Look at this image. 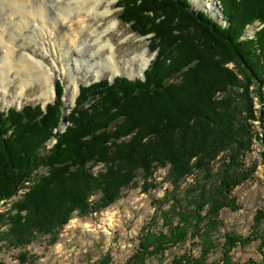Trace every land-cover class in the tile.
<instances>
[{
    "label": "trees",
    "instance_id": "1",
    "mask_svg": "<svg viewBox=\"0 0 264 264\" xmlns=\"http://www.w3.org/2000/svg\"><path fill=\"white\" fill-rule=\"evenodd\" d=\"M219 1L224 25L189 0H118L120 22L141 37L152 35L149 49L157 55L144 80L81 85L64 132L60 81L56 102L45 109L29 104L0 112V254L18 251L19 264L30 263L27 249L39 238L57 244L75 215L106 211L139 176L148 182L163 169L177 188L197 172L206 183L183 197L156 199V214L124 264L162 260L191 237L201 242V255H176L171 264H236L233 249L254 243L264 256L262 209L250 235L227 233L222 258L209 260L217 247L213 234L224 225L221 212L240 209L233 191L254 172L242 159L258 138L255 99L264 100V27L242 39L253 22L264 24V0ZM2 203L10 206L2 210ZM113 261L107 253L92 264Z\"/></svg>",
    "mask_w": 264,
    "mask_h": 264
},
{
    "label": "rangeland",
    "instance_id": "2",
    "mask_svg": "<svg viewBox=\"0 0 264 264\" xmlns=\"http://www.w3.org/2000/svg\"><path fill=\"white\" fill-rule=\"evenodd\" d=\"M37 2L39 0H36ZM64 0H60L63 2ZM194 10L206 12L211 18L219 21L221 24H226L225 20H222L223 9L219 0H200V2L213 3L217 2L220 7V14L218 17L212 16L210 11H207L203 7H198L197 3H193L189 0ZM118 0H105L104 8L112 3L113 16L108 20L102 22L92 20L90 26L91 29L99 28L103 31L106 30L103 24H108L109 21L117 22L115 27L108 30L103 36L104 42L109 40L114 45L117 53L118 60L124 72H121L117 76H125L130 80L141 79L142 75H139L142 71V59L138 56L144 54L149 60L154 58V54L149 49V43L152 35L147 37H141L135 34L129 25L121 23L118 19L120 9L116 3ZM4 4L2 7L1 4ZM3 9V10H1ZM57 10L55 11V13ZM13 13V6L9 0H0V24L4 22H11L8 30L7 37L10 34H16L17 29L12 24L13 19L16 23L19 22V16L11 17ZM225 21V22H223ZM159 22V19H157ZM51 24V21L48 22ZM264 24L255 21L247 27L242 39H252L256 33L263 29ZM253 28V33H249V30ZM73 29V28H72ZM27 34H31L32 30L27 29ZM18 36L16 38L15 59H19L26 51L33 52L36 44H31L29 47L24 45L25 39ZM92 38L94 36L90 32L83 34L81 41H86L85 55L89 56L96 47L91 46ZM88 40V41H87ZM109 50L103 52L105 54ZM5 54V50L0 45V58ZM39 56V50L37 51ZM46 63L53 66L54 78L56 79V93L58 92V81L63 84L64 87V108L66 109L65 123L68 127L67 116L73 110L76 104L79 88L81 85H91L99 82L103 79H110L113 73L110 69L101 67L99 64L88 66L87 62L79 61L78 68L69 69L66 66L65 59H57L56 56H47L45 58ZM16 62V61H15ZM2 61L0 60V66ZM91 64V62H90ZM232 67V66H231ZM133 74H136L133 76ZM22 75V76H21ZM23 73L13 71L9 74V81L7 87L9 93L2 88L0 82V112H5L11 107L22 108L24 105H41L43 109L49 103L56 102L58 98L54 95L49 102L48 100V87L42 82L36 79L25 83V77ZM77 82V94L75 100L69 102L68 91L71 92L74 89V82ZM26 85V86H24ZM25 91L22 92V89ZM79 90V91H78ZM264 94V88L262 89ZM261 93V94H262ZM16 98L15 100H13ZM95 101V98L93 99ZM93 101L89 104L91 105ZM254 112L257 117L255 122H252V129L258 135V138L254 141V145L249 154L243 157L242 161L245 165V169H253L252 177L245 183L238 186L233 191V197L236 198L237 204L240 209L233 211L225 209L220 214V220L223 221V226L213 234V240L217 239V247L210 255V261H218L222 258V243L223 237L229 233L234 232L242 236H248L252 232L254 225V219L259 210L264 209V100L259 97L254 102ZM61 126V125H60ZM63 126L60 132H64L67 127ZM56 144V139L53 138L46 143V150L52 148ZM45 150V149H44ZM220 159V158H219ZM222 160H218L215 164V172L219 170ZM102 168L98 167L95 171H99ZM152 182V183H151ZM215 182V180H213ZM145 183H151L152 186H147ZM201 173L187 178L178 188L171 185L167 179V170H158L155 172L154 179L145 182L142 175L136 180V185L128 190H125L118 200V202L106 211L100 214H93L88 217L81 218L75 215L69 225H67L59 235V241L55 245L48 243V238H39L35 245L29 247L27 250L31 255V262L28 264H92L104 257L107 253H111L114 261L113 264H124L126 260L133 254L134 249L138 245V236L141 228L145 223L156 214V205L154 201L156 199L163 200L168 194L175 193L178 197L186 195V190L191 187L195 188L199 185H205ZM208 184V182H207ZM206 184V185H207ZM210 184V183H209ZM211 186V185H210ZM199 189L196 188L193 194H197ZM193 196V195H192ZM10 203H8L9 205ZM7 204L2 203L1 209L4 210L9 207ZM6 206V207H5ZM169 206L166 205V209ZM161 223V222H160ZM259 243H254L246 247H238L233 249L232 256L236 264L246 263L250 259H253L259 264H263V254L258 249ZM201 242L198 238H192L186 245L179 246L168 252L164 259H156L152 264H171L173 256H180L186 253H191L194 256L199 257L201 255ZM18 251H8L3 249L0 254V260L5 264H19L16 256Z\"/></svg>",
    "mask_w": 264,
    "mask_h": 264
},
{
    "label": "bare ground",
    "instance_id": "3",
    "mask_svg": "<svg viewBox=\"0 0 264 264\" xmlns=\"http://www.w3.org/2000/svg\"><path fill=\"white\" fill-rule=\"evenodd\" d=\"M104 1L64 0L60 2V0H39L37 2L36 0H9L13 6V13L10 16H19V22L16 23L13 19L12 24L18 31L14 35L10 34V37H7V34L8 25L11 22L0 24V45L5 50V54L0 58L2 61L0 66L2 88H5L4 90L9 93V89L6 88L10 79L9 74L17 71L24 74L26 84L34 79L42 82L43 85L45 84L48 87L49 97L47 102L52 100L55 95L56 79L54 78L53 66L47 68L49 66L45 61L47 56L65 59L66 66L70 70L78 68L79 61H85L91 68L99 64L101 67L110 69L114 76L124 72L114 45L110 40L104 42L103 38L108 30L118 23L109 21L108 24H103L106 28L105 31L97 27L90 28L92 20L100 21L102 19L101 21L104 22V20H108L109 17L113 16L112 3L104 8ZM191 1L197 3V5L199 4L198 7L208 9L207 11H210L214 17H218V14H220V7L217 2L211 4L207 1L202 3L200 0ZM1 5L4 7L3 3ZM49 20L51 24L48 23ZM27 29L32 30L31 34L25 32ZM86 31L94 36L91 40V46L96 47L89 56L85 55L86 41H81ZM249 33H253V28L249 30ZM21 35V38L25 39V46L29 47L31 44H36L37 47L34 48L33 52L27 50L26 54L16 60V38ZM38 50L39 56L37 55ZM107 50L109 51L103 54ZM138 57L143 61L142 71L139 74L142 75L147 68L149 59L144 54H140ZM135 75L133 74V76ZM76 84L75 81L72 92L68 91V105L69 102L75 100L78 89ZM24 91L25 88L22 89V92Z\"/></svg>",
    "mask_w": 264,
    "mask_h": 264
},
{
    "label": "water",
    "instance_id": "4",
    "mask_svg": "<svg viewBox=\"0 0 264 264\" xmlns=\"http://www.w3.org/2000/svg\"><path fill=\"white\" fill-rule=\"evenodd\" d=\"M222 20H225V17H224V15H222ZM223 22H225V21H223ZM93 99H94V97H91L90 99H89V101H88V104H90L92 101H93ZM66 111L64 112V115H63V122L61 123V126H60V128H59V130H62L63 129V126L65 125V127H67V125H66V121H65V118H66ZM64 127V128H65Z\"/></svg>",
    "mask_w": 264,
    "mask_h": 264
}]
</instances>
